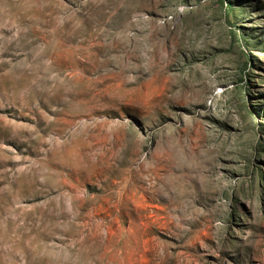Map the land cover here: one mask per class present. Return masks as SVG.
I'll return each instance as SVG.
<instances>
[{"label": "rangeland", "instance_id": "obj_1", "mask_svg": "<svg viewBox=\"0 0 264 264\" xmlns=\"http://www.w3.org/2000/svg\"><path fill=\"white\" fill-rule=\"evenodd\" d=\"M0 264H264V0H0Z\"/></svg>", "mask_w": 264, "mask_h": 264}]
</instances>
